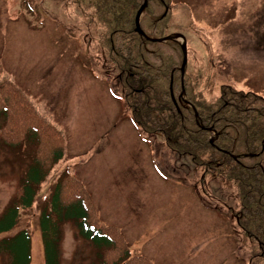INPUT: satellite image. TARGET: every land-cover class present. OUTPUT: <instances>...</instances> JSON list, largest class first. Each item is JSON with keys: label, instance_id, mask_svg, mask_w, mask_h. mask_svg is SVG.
Returning <instances> with one entry per match:
<instances>
[{"label": "rangeland", "instance_id": "obj_1", "mask_svg": "<svg viewBox=\"0 0 264 264\" xmlns=\"http://www.w3.org/2000/svg\"><path fill=\"white\" fill-rule=\"evenodd\" d=\"M169 13L168 32L186 40L192 90L202 89L209 101L223 85L264 98V0H172ZM85 24L70 0H0V78L29 93L67 139V155L13 232L31 233L30 264H44L37 218L67 170L90 191L100 221L123 232L132 253L154 264H249L256 245L237 224L234 185L209 175L202 183L188 157L133 124L117 72ZM26 161L0 148V213ZM62 231L60 264H90L91 247L72 225ZM0 264H9L7 255L0 254Z\"/></svg>", "mask_w": 264, "mask_h": 264}, {"label": "trees", "instance_id": "obj_2", "mask_svg": "<svg viewBox=\"0 0 264 264\" xmlns=\"http://www.w3.org/2000/svg\"><path fill=\"white\" fill-rule=\"evenodd\" d=\"M143 1L70 0L116 70L124 106L138 129L188 157L191 166L201 169L202 183L209 175L234 185L240 201L234 213L237 224L256 245L249 264H264V98L223 85L216 100L209 101L202 89L192 90L185 69L181 75L180 44L150 42L135 32ZM171 3L147 0L139 22L146 37L170 34ZM182 90L186 102L179 95ZM28 147L32 153L24 154ZM0 148L27 158L14 195L0 213V254L7 255L9 264H30L31 234L27 229L13 232L21 213L32 209L40 186L67 155V139L10 77L0 78ZM66 224L93 250L90 264H153L130 251L118 227L100 221L90 191L69 170L54 182L38 214L44 264H60Z\"/></svg>", "mask_w": 264, "mask_h": 264}, {"label": "water", "instance_id": "obj_3", "mask_svg": "<svg viewBox=\"0 0 264 264\" xmlns=\"http://www.w3.org/2000/svg\"><path fill=\"white\" fill-rule=\"evenodd\" d=\"M146 6H147V0H144L143 4L140 6L138 11L136 12L135 19H134L135 32L138 33L139 35L143 36L146 40H148L150 42H161V43H165L167 41L180 42V47H181V50H182V64L180 66V71H181V75H183L184 68H185V65H186V56H187L186 42H185L184 37L182 35H180V34H171V35H169L167 37H164V38H161V39H151V38L146 37L144 35V33L141 31L140 26H139V20H140L141 14L144 11V9L146 8ZM182 95H183V93L180 94V97H182ZM171 97H172V100L174 101L172 93H171ZM195 116H196V114H195ZM261 151H263V148H262Z\"/></svg>", "mask_w": 264, "mask_h": 264}]
</instances>
